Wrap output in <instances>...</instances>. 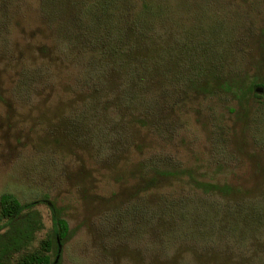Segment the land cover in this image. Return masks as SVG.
Instances as JSON below:
<instances>
[{
    "label": "rangeland",
    "instance_id": "rangeland-1",
    "mask_svg": "<svg viewBox=\"0 0 264 264\" xmlns=\"http://www.w3.org/2000/svg\"><path fill=\"white\" fill-rule=\"evenodd\" d=\"M60 1L0 0V192L36 200L38 236L50 228L49 205L57 207L69 230L59 240L58 264H264V216L246 219L232 236L224 227L212 239L167 247V220L156 222L140 208L154 209L166 195H202L185 173L155 174L149 163L156 158L241 190L226 197L254 205L262 199L264 145L254 135L264 130L263 122L256 126L264 104L249 97L243 107L217 80L211 93L183 83L192 72L188 42L201 25L216 23L224 31V74L264 73V65L256 67L264 0H144L168 17L153 18L148 36L114 38L124 49L112 58L96 55L110 63L95 74L87 69L91 48L68 46L62 36L77 0ZM141 1L115 5L135 12ZM126 47L130 67L143 63V73L128 74L114 61Z\"/></svg>",
    "mask_w": 264,
    "mask_h": 264
},
{
    "label": "trees",
    "instance_id": "trees-1",
    "mask_svg": "<svg viewBox=\"0 0 264 264\" xmlns=\"http://www.w3.org/2000/svg\"><path fill=\"white\" fill-rule=\"evenodd\" d=\"M49 1L53 5L61 2L60 0L58 2H56L57 0ZM46 2L47 0H45L44 5ZM115 2L116 0H77L73 17L69 23L61 27V30L64 31L62 36L67 40L68 46H77L81 50L91 48V59L87 66L88 74L102 72L101 68L110 63L109 59L100 61L102 58L96 55H102L104 51L108 57L112 58L117 50L124 49V47L120 48L119 45L125 44H118V39L113 41L114 38L121 37L124 32L129 35L141 33L148 36L150 34L149 29L152 30L153 28V23H151L153 18L161 17L163 13L168 17L165 9L154 7L148 1H141L135 12L134 9L122 11L121 8L117 7L118 5H115ZM127 12L128 20H124ZM84 17L87 18V24L84 22ZM199 29L201 33L194 40L188 42L186 49L187 52L189 51V59H191L187 66H189L188 69L191 68L192 70L191 73L188 72L190 76L183 83L187 85L186 88H198L211 93L210 84L217 80L219 89L231 93L243 107L249 97L258 100L259 105H263L264 73L256 71L252 74L238 75L229 71L224 74L226 58L222 46L225 41H222L223 45L219 43L221 34L224 32L223 29L218 23L209 26L201 25ZM78 33L86 41L79 40L80 42H78ZM259 46L262 48V53L260 58L256 60L257 68L264 65V41L260 42ZM126 50L128 53L125 52L122 59L117 57L114 61L127 67L128 74L130 72L132 74L137 69L143 73L145 70L143 63L139 67H130L132 62L129 60L130 58H126L129 57V47H126ZM98 51L99 54H97ZM199 65L202 66L201 74L197 72ZM202 77H205L206 85L199 82ZM178 81L176 79V82ZM256 88H260V90L257 91ZM182 92L186 91L183 90ZM125 97L126 95H123L122 98L126 100ZM144 109L146 110V108ZM258 113L256 126L259 123H264L262 106L258 109ZM261 116L263 119H260ZM90 135L94 136L95 132ZM254 138L257 143H261L263 146L264 130L260 135H254ZM162 160L159 158L151 159L149 168L155 174L181 175L185 173L189 182L195 186L194 192H201L202 194L199 197L198 193L195 196L193 193L192 195L187 193L184 196L176 197L166 195L162 197L154 209L144 210L145 206L140 207L142 208L141 213L145 212L146 216L151 219L154 218L156 222L160 219L167 220L169 227L163 234V238L166 239L165 246L173 245L176 240H209L213 238L216 231H224V227L227 231H224L223 235L232 236L235 235V230L240 232L249 222L253 224L256 220L261 221L263 219L264 194L261 200H257V205H254L250 200L232 199L226 196L241 192L238 187L227 182L218 183L198 179L187 169L168 168L162 163ZM155 179L154 176L150 177V181L155 182ZM221 197L226 198L220 201ZM49 210L50 228H47L43 235L38 236L37 233L43 227V221L40 210L36 206V200L20 201L9 191L0 192V264H58L59 240L63 241L69 230L66 220L60 215L57 207L50 204ZM246 219L248 223L245 222ZM240 235L243 234L240 233ZM235 237L240 240L238 238L240 236Z\"/></svg>",
    "mask_w": 264,
    "mask_h": 264
},
{
    "label": "water",
    "instance_id": "water-1",
    "mask_svg": "<svg viewBox=\"0 0 264 264\" xmlns=\"http://www.w3.org/2000/svg\"><path fill=\"white\" fill-rule=\"evenodd\" d=\"M256 90H257V91H259V90H260V88H256ZM58 248H59V245H58Z\"/></svg>",
    "mask_w": 264,
    "mask_h": 264
}]
</instances>
